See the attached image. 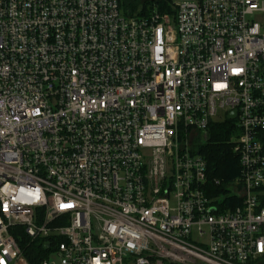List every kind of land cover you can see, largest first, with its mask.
Wrapping results in <instances>:
<instances>
[{
    "label": "built area",
    "instance_id": "built-area-1",
    "mask_svg": "<svg viewBox=\"0 0 264 264\" xmlns=\"http://www.w3.org/2000/svg\"><path fill=\"white\" fill-rule=\"evenodd\" d=\"M225 123L238 174L218 193L199 149ZM30 247L264 263V0H0V264Z\"/></svg>",
    "mask_w": 264,
    "mask_h": 264
},
{
    "label": "trees",
    "instance_id": "trees-1",
    "mask_svg": "<svg viewBox=\"0 0 264 264\" xmlns=\"http://www.w3.org/2000/svg\"><path fill=\"white\" fill-rule=\"evenodd\" d=\"M119 4L123 14L138 17L149 15L153 9L162 14L170 13L173 1L119 0ZM227 126L225 123L222 126L216 127L213 133H211L209 141L199 149V154L206 161L210 179L222 182V186L215 189L218 193L224 191L223 187L238 174L237 160L228 144ZM22 244H24V241ZM23 250L30 264H35L37 259L36 255H33V247Z\"/></svg>",
    "mask_w": 264,
    "mask_h": 264
},
{
    "label": "rangeland",
    "instance_id": "rangeland-1",
    "mask_svg": "<svg viewBox=\"0 0 264 264\" xmlns=\"http://www.w3.org/2000/svg\"><path fill=\"white\" fill-rule=\"evenodd\" d=\"M144 1V0H143ZM150 1H152V0H150ZM173 2H175V3H181V1H185V0H172ZM264 264V263H263Z\"/></svg>",
    "mask_w": 264,
    "mask_h": 264
},
{
    "label": "water",
    "instance_id": "water-1",
    "mask_svg": "<svg viewBox=\"0 0 264 264\" xmlns=\"http://www.w3.org/2000/svg\"><path fill=\"white\" fill-rule=\"evenodd\" d=\"M234 117H235L234 113L228 116L229 119H233Z\"/></svg>",
    "mask_w": 264,
    "mask_h": 264
}]
</instances>
